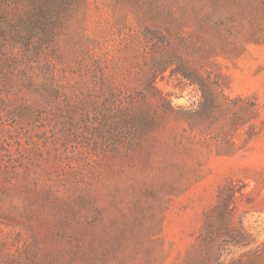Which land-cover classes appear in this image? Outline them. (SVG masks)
Returning a JSON list of instances; mask_svg holds the SVG:
<instances>
[{
  "label": "rangeland",
  "instance_id": "obj_1",
  "mask_svg": "<svg viewBox=\"0 0 264 264\" xmlns=\"http://www.w3.org/2000/svg\"><path fill=\"white\" fill-rule=\"evenodd\" d=\"M46 1L0 0V264H264V0Z\"/></svg>",
  "mask_w": 264,
  "mask_h": 264
},
{
  "label": "trees",
  "instance_id": "obj_2",
  "mask_svg": "<svg viewBox=\"0 0 264 264\" xmlns=\"http://www.w3.org/2000/svg\"><path fill=\"white\" fill-rule=\"evenodd\" d=\"M44 1V0H43ZM42 0H30L31 2V11H29L27 14H32L30 17H26L24 19V22L26 23V27L34 26L36 24H42L43 22V16L50 11V5H55L56 2L46 1L45 4ZM145 38L149 40L156 39L159 41V39H162L163 36L160 35V33L156 30H147L144 34ZM176 59V62L174 63L177 65L171 72L176 73V75H179L183 80L188 82L190 85H194L198 88L200 94H201V104H200V110L199 115L202 117H206L209 119H215L216 115L215 113H221L224 114V112H232V122L234 126H243L247 123H250V130L248 132V138H252L257 132H255L256 124L254 123V117L244 116L242 114V110L246 109L248 110L247 106L244 105L248 102L247 99L242 98H235L230 99L228 96L224 93V88L226 87L225 84L220 83V77L219 76H212L211 74H198L196 69H192L186 64H182V61L179 60V58H173ZM172 62H164V64H161L154 67L153 72H162L169 68L170 66L174 65ZM240 103V105L237 107L239 110L234 111L232 104ZM254 107V106H253ZM253 111L257 113V108L254 107ZM227 148L226 153H230L235 149V144L232 141L226 142Z\"/></svg>",
  "mask_w": 264,
  "mask_h": 264
}]
</instances>
